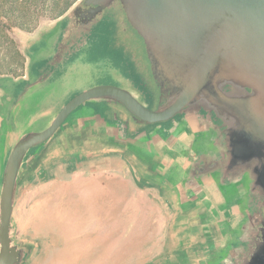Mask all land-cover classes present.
Listing matches in <instances>:
<instances>
[{"label":"flooded vegetation","instance_id":"af4514ba","mask_svg":"<svg viewBox=\"0 0 264 264\" xmlns=\"http://www.w3.org/2000/svg\"><path fill=\"white\" fill-rule=\"evenodd\" d=\"M125 3L112 0L102 6L79 0L39 35L33 42L37 55H29L25 74L0 80V127L2 114L14 125L11 112L24 95L48 86L75 89L55 100L50 107L55 113L101 86L121 89L150 111L173 99L172 83L166 75L156 77ZM222 91L235 98L240 87L232 83ZM86 119L105 120L130 139L141 137L140 149L147 154L138 158L140 168L164 187L175 209L170 264L256 259L264 242V184L257 177L261 164L245 148V136L235 135L211 103L186 105L169 119L150 123L119 101L93 100L68 115L61 135H71ZM50 146L49 140L40 151Z\"/></svg>","mask_w":264,"mask_h":264},{"label":"water","instance_id":"95a60500","mask_svg":"<svg viewBox=\"0 0 264 264\" xmlns=\"http://www.w3.org/2000/svg\"><path fill=\"white\" fill-rule=\"evenodd\" d=\"M111 1L86 0L102 6ZM125 1L128 19L145 41L156 77L166 75L172 83L173 99L150 111L121 89L101 86L74 98L60 113L48 106L22 122L15 119L17 110L34 103L24 95L11 112L14 125L5 132L7 117L2 114L0 136L8 134V155L0 190V264H23L31 256L32 248L12 235V221L20 186L46 159L47 150L39 152L44 143L59 138L61 148L124 151L132 158L146 154L140 149L141 137L127 138L105 120L86 119L76 132L62 137L68 115L89 101H119L150 123L167 120L186 105L209 102L235 135L245 136V148L261 164L257 177L264 184V0ZM232 83L240 87L235 98L222 91ZM255 257L246 264H264V242Z\"/></svg>","mask_w":264,"mask_h":264},{"label":"crops","instance_id":"0c3cea01","mask_svg":"<svg viewBox=\"0 0 264 264\" xmlns=\"http://www.w3.org/2000/svg\"><path fill=\"white\" fill-rule=\"evenodd\" d=\"M58 140L39 150H47L46 159L19 188L12 235L39 252H102L112 241L109 234L124 235L125 226L128 231L142 221L136 252H162L171 234L153 213L154 198L162 191L166 201L167 193L140 168L138 158L147 153L132 158L124 151L67 149ZM91 218H102L105 229H88Z\"/></svg>","mask_w":264,"mask_h":264},{"label":"rangeland","instance_id":"374dc122","mask_svg":"<svg viewBox=\"0 0 264 264\" xmlns=\"http://www.w3.org/2000/svg\"><path fill=\"white\" fill-rule=\"evenodd\" d=\"M78 1L79 0H30L26 4H23L22 2V5L17 8L18 11L16 12L23 16V20L28 24L27 28L24 30L15 26L10 28V21L7 18L0 17V80L9 77L17 78L25 74L29 55H37V50H35L37 47L36 45L34 46L33 42ZM5 8L6 7L4 6L3 9L5 10ZM61 10L64 11L62 14L59 13ZM87 85L88 84H83L81 86L85 87ZM60 89L53 90L52 86H48L43 89V91L28 94L26 100L28 102L34 100V103L30 104L27 108L24 107L23 109L17 110L19 117L17 116L15 119H27L35 113L41 114L46 107L53 106L55 100L62 94L65 99L67 93L69 94L71 91L75 90L68 84L63 85ZM1 94L2 91L0 90V96ZM9 126L10 124L6 121L5 128L2 132L7 131ZM5 145V136H0L1 181L8 155ZM154 200L156 202V207L155 210H153V213H156V219L164 218L163 222L161 220V223H159L160 225L165 224V228L169 233L175 213L174 206L168 203L167 200L165 201L162 191L159 192L158 198H154ZM91 214H93L92 217H94V213L92 212ZM101 220L103 219L91 218V221L88 224V229L96 230L99 228L104 230L106 225H104V221ZM150 223L151 222H149V224ZM154 223L155 228H157V224L159 225L158 220ZM138 224V228H136L135 224L128 231L126 230L128 226H125L124 231L126 232L124 233L126 234L120 236L119 233L117 236L109 234L110 230L113 229H111L110 226H107V233L109 234L108 238L112 241L108 243V247L106 246L107 248L103 249L102 252H39L34 250L36 247L33 244L28 242L22 243L25 246L32 248L31 256L24 262V264H170L169 259L172 257L170 251L174 243L173 238H170V240L168 238L162 252H136V248L139 247L137 238L138 230L141 232L146 228L144 222L139 221ZM82 232L83 231H80V233Z\"/></svg>","mask_w":264,"mask_h":264},{"label":"trees","instance_id":"16d2710c","mask_svg":"<svg viewBox=\"0 0 264 264\" xmlns=\"http://www.w3.org/2000/svg\"><path fill=\"white\" fill-rule=\"evenodd\" d=\"M30 0H0V17L7 18L10 21L9 27H19L20 29L27 28V22L23 20V16L19 15L16 11L23 4L28 3ZM4 4V5H3ZM6 7L5 10L3 9ZM60 11L59 13H63ZM24 264V263H23Z\"/></svg>","mask_w":264,"mask_h":264}]
</instances>
